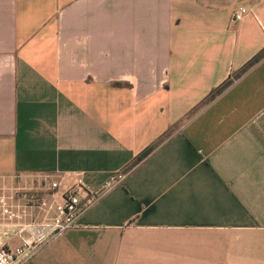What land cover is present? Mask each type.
<instances>
[{"label": "crops", "instance_id": "0c3cea01", "mask_svg": "<svg viewBox=\"0 0 264 264\" xmlns=\"http://www.w3.org/2000/svg\"><path fill=\"white\" fill-rule=\"evenodd\" d=\"M263 47L264 0H0V246L162 137L21 264H264V57L201 104Z\"/></svg>", "mask_w": 264, "mask_h": 264}, {"label": "built area", "instance_id": "2783aa9c", "mask_svg": "<svg viewBox=\"0 0 264 264\" xmlns=\"http://www.w3.org/2000/svg\"><path fill=\"white\" fill-rule=\"evenodd\" d=\"M248 12L244 5H238L231 11V21L236 22ZM127 172H111L104 183L97 189H89L79 174H73L74 182L65 189L62 201L56 206V213L49 221L25 222L19 228L20 244L15 247L0 246V264H21L33 256L40 245L52 239L57 234L76 225L78 218L104 193L121 183ZM59 180L48 181V189L55 190ZM37 190L22 186H14L10 193L0 191V221L18 214V201L27 204H39ZM24 232L28 235L25 236Z\"/></svg>", "mask_w": 264, "mask_h": 264}, {"label": "trees", "instance_id": "16d2710c", "mask_svg": "<svg viewBox=\"0 0 264 264\" xmlns=\"http://www.w3.org/2000/svg\"><path fill=\"white\" fill-rule=\"evenodd\" d=\"M264 57V47L261 48L255 55H253L249 60H247L240 68L235 70L228 76L221 84L212 88L207 96L201 101V104H207L213 99H215L220 93L227 89L235 79L242 76L247 72L251 67H253L257 62H259ZM162 137L157 139L151 145L143 149L125 168V171H130L135 167L139 162H141L153 149L161 142ZM124 171V172H125Z\"/></svg>", "mask_w": 264, "mask_h": 264}, {"label": "rangeland", "instance_id": "374dc122", "mask_svg": "<svg viewBox=\"0 0 264 264\" xmlns=\"http://www.w3.org/2000/svg\"><path fill=\"white\" fill-rule=\"evenodd\" d=\"M30 221H32V222H40L41 220L31 219Z\"/></svg>", "mask_w": 264, "mask_h": 264}]
</instances>
